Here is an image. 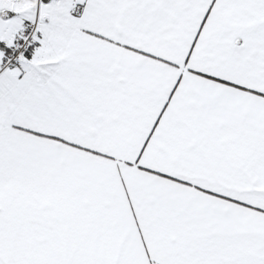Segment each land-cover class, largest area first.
<instances>
[{"label": "snow or ice", "instance_id": "snow-or-ice-1", "mask_svg": "<svg viewBox=\"0 0 264 264\" xmlns=\"http://www.w3.org/2000/svg\"><path fill=\"white\" fill-rule=\"evenodd\" d=\"M0 264H264V0H0Z\"/></svg>", "mask_w": 264, "mask_h": 264}]
</instances>
